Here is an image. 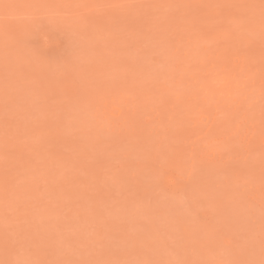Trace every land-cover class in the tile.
<instances>
[{
    "label": "rangeland",
    "instance_id": "1",
    "mask_svg": "<svg viewBox=\"0 0 264 264\" xmlns=\"http://www.w3.org/2000/svg\"><path fill=\"white\" fill-rule=\"evenodd\" d=\"M0 264H264V0H0Z\"/></svg>",
    "mask_w": 264,
    "mask_h": 264
}]
</instances>
